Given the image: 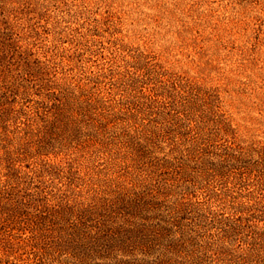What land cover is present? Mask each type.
<instances>
[{
  "label": "rangeland",
  "instance_id": "rangeland-1",
  "mask_svg": "<svg viewBox=\"0 0 264 264\" xmlns=\"http://www.w3.org/2000/svg\"><path fill=\"white\" fill-rule=\"evenodd\" d=\"M121 259L264 264V0H0V264Z\"/></svg>",
  "mask_w": 264,
  "mask_h": 264
},
{
  "label": "trees",
  "instance_id": "trees-1",
  "mask_svg": "<svg viewBox=\"0 0 264 264\" xmlns=\"http://www.w3.org/2000/svg\"><path fill=\"white\" fill-rule=\"evenodd\" d=\"M118 185V184H117ZM152 191L151 188H146L145 190L141 191H133L130 192L128 189L124 190V187L121 185H118L117 188L111 189L109 191H105L107 193V196L99 197L98 199L94 198L92 202H90L87 205H76V206H69V205H59L55 206L52 210L55 212L56 218H52V223H55L57 220H69L70 216H75L77 218V221L75 222V225L73 227L70 226V229H72V232L69 234L72 236L73 239L64 240L62 247L67 248L71 246V241H74L75 237H79L82 235V227L86 225V219L92 218L95 216H101L103 218H113L114 213H125L127 215H133L135 212L145 210L146 207H151L152 204H155L156 202H153L152 199H148V194H150ZM41 218H44V220L47 221V219H50L51 217L48 216L46 213H41ZM51 221V220H50ZM126 221H129L128 219ZM109 230H107L108 232ZM121 231L120 228H117L114 233L119 234ZM129 232L131 233V236H138L139 233H141L140 229H130ZM88 235V234H87ZM74 236V237H73ZM91 237L90 239L97 241L99 244L103 236L100 235H93V236H87ZM86 237V238H87ZM95 238V239H94ZM120 240L119 245H121L123 248L128 247L127 239H122L118 237ZM142 238V237H141ZM115 240V239H112ZM127 240V241H126ZM143 244H146V240L142 239ZM111 243V244H110ZM109 243V246H113L114 243L111 241ZM60 245V246H61ZM147 246V245H145ZM148 247V246H147ZM148 252L149 248H147ZM97 255L99 257H106L105 254H101L100 252H97ZM114 264H134L131 261L127 260H117Z\"/></svg>",
  "mask_w": 264,
  "mask_h": 264
}]
</instances>
